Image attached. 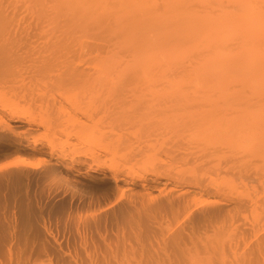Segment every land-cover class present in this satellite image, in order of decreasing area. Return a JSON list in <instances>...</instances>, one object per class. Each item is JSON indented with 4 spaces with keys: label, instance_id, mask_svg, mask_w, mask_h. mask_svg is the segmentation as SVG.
I'll use <instances>...</instances> for the list:
<instances>
[{
    "label": "bare ground",
    "instance_id": "1",
    "mask_svg": "<svg viewBox=\"0 0 264 264\" xmlns=\"http://www.w3.org/2000/svg\"><path fill=\"white\" fill-rule=\"evenodd\" d=\"M0 264H264V0H0Z\"/></svg>",
    "mask_w": 264,
    "mask_h": 264
},
{
    "label": "rangeland",
    "instance_id": "2",
    "mask_svg": "<svg viewBox=\"0 0 264 264\" xmlns=\"http://www.w3.org/2000/svg\"><path fill=\"white\" fill-rule=\"evenodd\" d=\"M145 158L148 159V157H143V158L140 160V166H142V165H143V166H145V165L148 166L147 164H149V163H147L148 161H146ZM143 161H144V162H143ZM145 162H146V163H145ZM144 163H145V164H144Z\"/></svg>",
    "mask_w": 264,
    "mask_h": 264
}]
</instances>
